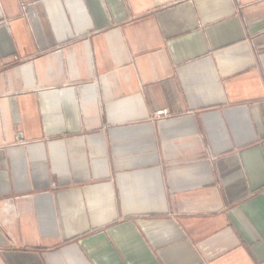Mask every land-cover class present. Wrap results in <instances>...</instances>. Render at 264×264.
<instances>
[{
	"label": "crops",
	"instance_id": "crops-1",
	"mask_svg": "<svg viewBox=\"0 0 264 264\" xmlns=\"http://www.w3.org/2000/svg\"><path fill=\"white\" fill-rule=\"evenodd\" d=\"M0 264H264V0H0Z\"/></svg>",
	"mask_w": 264,
	"mask_h": 264
},
{
	"label": "built area",
	"instance_id": "built-area-1",
	"mask_svg": "<svg viewBox=\"0 0 264 264\" xmlns=\"http://www.w3.org/2000/svg\"><path fill=\"white\" fill-rule=\"evenodd\" d=\"M167 115H168V112H166V110H156L154 117L161 118Z\"/></svg>",
	"mask_w": 264,
	"mask_h": 264
}]
</instances>
